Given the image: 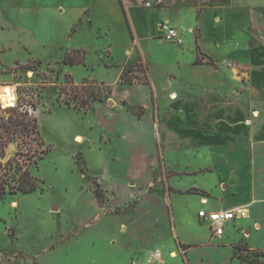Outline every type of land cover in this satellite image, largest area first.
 I'll return each mask as SVG.
<instances>
[{"label": "crops", "instance_id": "obj_1", "mask_svg": "<svg viewBox=\"0 0 264 264\" xmlns=\"http://www.w3.org/2000/svg\"><path fill=\"white\" fill-rule=\"evenodd\" d=\"M114 1L128 40L127 58L118 67L132 64L129 59L139 51L135 8L158 13L151 46L156 54L163 44L165 55L154 62L167 63L170 53L177 58L171 62L175 75L165 80L152 73L151 56L140 48L148 82H124L121 67L115 80L104 82L112 89L109 101L90 109L104 139L103 172L94 182L106 199L100 205L93 198L120 219L119 253L131 264H150V254L159 249L162 264H193L201 245L208 250L232 245L224 240L230 226L249 243L255 234L251 248H264L255 245L264 234V0H167L150 9L122 0L127 13L121 0ZM162 24L179 31L182 46L162 39ZM131 106L143 113H132ZM188 175L205 181L185 183ZM231 209L245 210L246 217L211 237L210 224L198 212ZM184 224L206 226L208 237L182 239ZM233 259L239 264L232 251Z\"/></svg>", "mask_w": 264, "mask_h": 264}, {"label": "rangeland", "instance_id": "obj_2", "mask_svg": "<svg viewBox=\"0 0 264 264\" xmlns=\"http://www.w3.org/2000/svg\"><path fill=\"white\" fill-rule=\"evenodd\" d=\"M122 3L127 13L130 7ZM135 9L131 12L140 35L139 51L142 48L149 53L155 69L152 73L166 80L175 75L172 63L177 58L170 53L165 56L167 63L154 62L156 55H165L161 51L163 44L158 43L156 54L152 47L151 37L158 34L154 26L158 13ZM119 18L114 0H0V85L15 87L17 111H26L30 119H36L39 131L36 140L30 138L28 147L10 143L2 164L13 158L19 160L23 168L43 181L42 191L0 199V264H131L115 243L123 235L118 230L119 217L103 212L93 198L94 189L100 190L95 176L104 167L103 134L97 127L95 111L90 110L94 102L81 113L61 101L80 93V88L75 87H81L84 79L112 82L121 67V78L126 83L147 79L138 49L137 56L129 59H134L132 64L118 67L126 60L128 47ZM144 27L149 28L145 33ZM74 50L85 52L84 62L63 64L66 53ZM183 71L190 73L187 67ZM67 76L72 78V85L66 84ZM9 115V109L0 108V121L8 120ZM75 135L82 137L80 143L75 141ZM29 148L48 151L41 159L32 157L31 162H24L31 155ZM182 181L198 184L205 180L201 175H188ZM105 199L103 196L99 204L103 205ZM186 226L181 225L182 239L200 241L208 237L206 226ZM230 227L231 235L224 240L232 243L234 250L231 244L219 250L201 245L195 249L193 264H236L231 260L232 251L239 264H248L256 254H262L257 259L264 263V248L250 246L255 234L249 243ZM255 245L264 246V234Z\"/></svg>", "mask_w": 264, "mask_h": 264}, {"label": "trees", "instance_id": "obj_3", "mask_svg": "<svg viewBox=\"0 0 264 264\" xmlns=\"http://www.w3.org/2000/svg\"><path fill=\"white\" fill-rule=\"evenodd\" d=\"M213 1L214 0L211 2ZM84 60L85 52L82 50H74L66 53L63 58V64L78 65L83 63ZM72 81V78L67 76L66 84L72 85ZM147 82L148 79L143 80L141 83L143 84ZM128 83L133 84L131 81ZM80 86L81 87H75L80 88V93H76L72 96L62 99L61 101L65 107L74 108L81 113L87 112L91 107V103L102 102L104 99L109 98L112 94L111 87L104 82L84 79L82 83H80ZM57 96L60 99L61 92H58ZM16 108L17 107L8 108L10 112L8 120L0 121V199H4L7 195H26L38 190H43L41 187L43 181L33 176L28 168H23L19 160L15 159V161L13 158L9 159L5 164H2V160L6 158L5 148L10 143H15L18 147L25 148L31 143L30 138H32V141H34L39 135L36 119H30L26 112L19 113V111H17L18 108ZM128 109L136 115H141L143 113V109L139 107L131 106L128 107ZM37 144H40V142ZM29 151L31 152V155H29V157L25 159L24 162L26 160L31 162L32 157L41 159L48 150L36 152L35 150L29 148ZM27 155L28 152L25 154V156ZM18 156L20 157L21 155L18 153L17 157ZM32 163L36 164L37 162L32 161ZM93 194L98 203H100L101 199L103 198L102 193L97 189H94ZM259 256H262V254H256V257L254 255V258H249L248 264H263V262L257 259Z\"/></svg>", "mask_w": 264, "mask_h": 264}, {"label": "built area", "instance_id": "obj_4", "mask_svg": "<svg viewBox=\"0 0 264 264\" xmlns=\"http://www.w3.org/2000/svg\"><path fill=\"white\" fill-rule=\"evenodd\" d=\"M167 0H134V3L137 5H141L142 7L146 9L150 8H160L164 7ZM161 34L162 39L168 43L174 44L176 46H182L183 45V39L179 33L178 30L175 28L167 25L162 24L161 25ZM20 110V109H19ZM28 110L27 112H29ZM26 112V111H25ZM31 113V112H29ZM198 217L201 219L207 220V222L211 226V237H221L224 234V228L226 224L234 219L237 218H245L246 217V211L243 209H231V210H225V211H214L206 213L205 211H199ZM159 249H155L150 254V262H157L158 264H162V261L160 259Z\"/></svg>", "mask_w": 264, "mask_h": 264}, {"label": "bare ground", "instance_id": "obj_5", "mask_svg": "<svg viewBox=\"0 0 264 264\" xmlns=\"http://www.w3.org/2000/svg\"><path fill=\"white\" fill-rule=\"evenodd\" d=\"M16 95L15 87L11 85H0V108L8 109L15 107ZM75 141L80 143L82 138L80 136H75ZM174 257V256H173Z\"/></svg>", "mask_w": 264, "mask_h": 264}]
</instances>
